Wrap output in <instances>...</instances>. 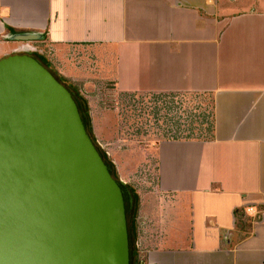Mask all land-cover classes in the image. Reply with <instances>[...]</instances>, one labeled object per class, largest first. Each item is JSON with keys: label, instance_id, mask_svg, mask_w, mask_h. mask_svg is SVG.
<instances>
[{"label": "crops", "instance_id": "0c3cea01", "mask_svg": "<svg viewBox=\"0 0 264 264\" xmlns=\"http://www.w3.org/2000/svg\"><path fill=\"white\" fill-rule=\"evenodd\" d=\"M21 31L60 48L88 92L210 105L208 135L99 142L124 184L141 180L139 264H264V0H0V58L31 49L7 39ZM92 101L91 127L120 126Z\"/></svg>", "mask_w": 264, "mask_h": 264}, {"label": "water", "instance_id": "95a60500", "mask_svg": "<svg viewBox=\"0 0 264 264\" xmlns=\"http://www.w3.org/2000/svg\"><path fill=\"white\" fill-rule=\"evenodd\" d=\"M122 185L72 92L31 54L0 58V264H130Z\"/></svg>", "mask_w": 264, "mask_h": 264}, {"label": "rangeland", "instance_id": "374dc122", "mask_svg": "<svg viewBox=\"0 0 264 264\" xmlns=\"http://www.w3.org/2000/svg\"><path fill=\"white\" fill-rule=\"evenodd\" d=\"M20 42L29 43L31 49H20L18 53L41 54L47 60L52 71L59 76L63 75L61 72L65 71V62L59 52L60 48L54 49L43 41H19L17 43ZM67 80L66 83L78 92V96H81L84 100H93L90 107L93 113L102 110L104 106L118 112L120 126H108L110 132H105L108 129L106 127L105 131L103 130L104 124L99 126V131H97L96 128L91 127L90 120L87 121V132L94 137L96 145L103 151L104 148L100 146L99 142L109 140L115 133L122 134L128 140L131 139L132 141L129 140V142L139 148L145 144L154 147L157 139L208 135L210 133L212 109L208 103L200 104L198 96L189 98V102L188 100L186 102L181 101L179 98L173 100L172 95L166 94H130L123 96L115 92L108 83L95 84L94 88L88 92L86 89L77 86L78 82H75V84L73 81ZM72 94L74 93L72 92ZM101 121L104 123V120L101 119ZM116 179H120L119 176ZM140 181L138 178L137 185L133 184L131 186L132 182L130 185H122V187L124 186L126 216L132 217L134 213L135 204L133 205L132 193L137 194V191H140L142 186ZM130 198H132L131 201Z\"/></svg>", "mask_w": 264, "mask_h": 264}, {"label": "trees", "instance_id": "16d2710c", "mask_svg": "<svg viewBox=\"0 0 264 264\" xmlns=\"http://www.w3.org/2000/svg\"><path fill=\"white\" fill-rule=\"evenodd\" d=\"M33 56H35L44 66H46L54 74V76L62 84H64L71 92H73L75 94V95L73 94V97H74V99H75V101H76V103L78 105L79 111H80L81 116L83 118V121L85 123V127L88 128L87 121L89 122V115H88V107H87L86 100H84L81 96H78L79 95L78 92L75 91V89H73V87H71V85H69V84L66 83V82H68V80L65 77L59 76L56 72L52 71L49 68L48 62H47V60L45 59V57L43 55L38 54V53H35V54H33ZM76 97H77V99H76ZM80 104H81V106H80ZM89 132H90V130H89ZM91 138H92L95 146L99 150V152H100L103 160L107 163V165H108V167H109V169L111 171V174L115 178H117V174H116V171L114 169V166L110 162V160L108 159L106 153L103 150H101L98 145H96L95 139H94V137H92V135H91ZM123 188H124V186L122 187V189ZM132 194H133V196H132V198H133V205L135 204L134 205L135 208H134V213H133V219H131V217H129V216H126V219H127V227H128V234H129V249H130V259H131L130 260V264H139V260L138 259L136 260V257L134 256V249H135L134 248L135 247L134 246V241H135V238H136V231H135V225H134V217L136 215L137 208H138V197H137V195L135 193H132ZM134 257H135V260H134Z\"/></svg>", "mask_w": 264, "mask_h": 264}]
</instances>
